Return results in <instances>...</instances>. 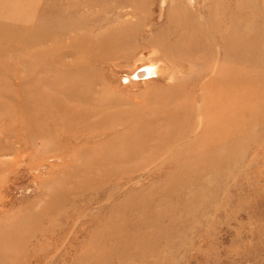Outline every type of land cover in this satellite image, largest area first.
I'll return each mask as SVG.
<instances>
[{
  "label": "rangeland",
  "instance_id": "1",
  "mask_svg": "<svg viewBox=\"0 0 264 264\" xmlns=\"http://www.w3.org/2000/svg\"><path fill=\"white\" fill-rule=\"evenodd\" d=\"M182 20L201 25L205 41L222 20L219 32L230 43L238 24L247 62L219 57L215 37L211 52L196 51L199 65L179 66L163 44L176 46L188 34L172 28ZM54 54L68 66L88 57L77 78L89 79L90 92L81 93L90 105L129 118L147 103L150 129L174 125L164 108L186 95L173 107L165 97L183 82L192 101L179 112L178 153L127 156L136 134L124 119L116 132L104 125L100 134L87 132L80 156L64 148L66 133L33 139L39 123L21 103L39 86L49 90L44 83L61 67L50 61ZM148 63L162 73L136 77ZM216 68L252 79L232 86L264 90V0H0V264H264V92L246 99L238 124L210 127L214 142L204 146L201 121H220L207 109ZM117 154L124 156L107 162Z\"/></svg>",
  "mask_w": 264,
  "mask_h": 264
},
{
  "label": "bare ground",
  "instance_id": "2",
  "mask_svg": "<svg viewBox=\"0 0 264 264\" xmlns=\"http://www.w3.org/2000/svg\"><path fill=\"white\" fill-rule=\"evenodd\" d=\"M224 14L228 12V9L225 11L223 10ZM223 18V17H222ZM222 20L218 21L217 26H209V29L205 35L206 41L202 36V27L201 25H194L191 26V23L182 20L179 22L173 21L172 28L176 29H184L187 28V33L181 37L179 44L176 46H170L168 44L164 45V52H169L173 56V61L181 67H184V61H188L190 67L201 63L199 59L195 58L196 51H200L201 47H204L205 50L212 49L211 47V38L218 37L217 39V53L219 57L221 54L224 55H233L232 60H236L239 63H246L248 58L246 55L245 49H239L238 43L242 46L246 47L248 44L246 36L243 34H238V24L236 31H233L231 35L232 42L230 43V39L228 37L225 38L222 33L219 32V25ZM222 25V24H221ZM247 27V25H244ZM236 27V26H235ZM244 29V28H243ZM232 32V31H231ZM244 33V32H243ZM231 34V33H230ZM229 34V35H230ZM189 37L192 38V43H186L185 38ZM244 37V38H243ZM242 38V39H241ZM152 48V47H151ZM153 51V50H152ZM201 52V51H200ZM211 52V50H210ZM140 53V52H139ZM145 53V52H143ZM237 55H236V54ZM142 54V53H141ZM145 55L151 56L155 55L153 52L146 53ZM58 54H54L50 61H58L61 65L59 69L53 70V79L50 82L44 83V86L49 87V90H44V87L39 86L38 90H36V94L33 97H30L32 100L26 98L22 100L23 103V110H26L25 114L28 118L31 117L33 121H37L39 124H35L36 128L39 132H37L33 139L37 138H45L46 135L54 134V139L57 137L55 131L57 133H66L70 137L64 138V148L73 147V155L80 156L82 153L85 152V147L89 141H91V137L87 135L88 133H93L91 135H97L102 133V125L107 127V132L114 131L116 132L115 126L121 123V120L124 119L125 130L126 129H133L134 133L136 134L135 137L131 140L130 144L128 145L129 151L126 154L129 157H139L142 156L146 161H149L153 158L159 157L162 153H164L167 147H172L176 153L177 148H174V143L178 140H182L185 135L184 131L181 130L184 116L182 117L179 112L184 109H190V103L192 98L190 93L184 90L183 82H179V84L172 89L171 92L167 93V97H165V103L167 106L170 104L174 98L177 96H183L184 92L186 95L185 100L183 103H178L176 105L171 106L173 108L167 107L164 108L165 110L163 113H166L167 116L169 115L171 120L172 127H168L163 131L157 129H150L147 128L151 122L150 119H146L143 114L145 109L147 108V103L142 108V111L139 114H135L129 118L124 117L121 115V112L118 110H107L100 104V106L90 105L87 102V97L81 93V89L83 88L82 92L89 93V89H85L86 83L89 82V79L86 77L83 81H80L77 77L78 72L81 69L85 68L88 64V57L81 59V61L68 66L59 61ZM141 56V55H140ZM147 56H142L143 58H150ZM108 56L102 54V61H105ZM138 61V60H137ZM136 62V61H135ZM53 62H47L42 65V68L45 70H51L53 66H51ZM157 65V64H156ZM218 66V65H217ZM62 70V72H60ZM166 70V69H163ZM69 72L72 74L67 75ZM162 73L161 69L158 66H155L152 63H148L144 68L140 69L134 75L136 77L139 76H148V75H158V73ZM145 76V77H146ZM169 76V75H168ZM214 78L211 79L209 86L211 87V93H209V98L207 102V109L209 111L208 116L214 113H217L219 116L220 121L218 123H210L206 121L203 122L202 125L205 127V131L203 132V142L204 146L211 145L213 141L212 138H208L207 134L209 133V128L212 126H221L224 127L226 124L229 123H239V119L241 116L239 115L242 112L246 111L247 108V101L246 99L255 98V100L262 99L264 90L261 88H256L251 90L250 88H241L238 84L231 85L232 80L235 82H240V85L251 83V78H245L242 73L239 74L235 79L232 74L225 75L224 72L217 71V68L214 73ZM135 77V76H134ZM143 78V77H142ZM248 79V80H247ZM45 82V81H44ZM48 85V86H47ZM61 87H60V86ZM221 86L223 89L224 97L219 96L218 88L215 90L214 87ZM232 86V90H231ZM29 90V89H28ZM24 91V90H22ZM25 92V91H24ZM31 93V92H30ZM24 96V95H23ZM21 98V97H20ZM24 99V98H23ZM183 100V99H182ZM111 101L108 102L110 104ZM188 106V107H187ZM250 107V106H249ZM153 112H156L155 109L151 108ZM160 112V111H158ZM95 116L92 120V117ZM30 119V121H31ZM188 119V117H187ZM153 121V120H152ZM236 121V122H235ZM176 122V123H174ZM32 123V122H31ZM29 125V124H28ZM146 129V130H143ZM177 129V130H176ZM94 131V132H93ZM196 131V130H195ZM97 132V133H96ZM50 133V134H49ZM224 134L226 132H223ZM158 139L157 142L152 143V139ZM81 142V144H78ZM193 143V145H192ZM62 144V142H61ZM191 147H194V141H191ZM55 149L53 146H48V149L45 150ZM44 150V149H42ZM24 153V152H23ZM174 153V154H176ZM28 155V154H27ZM123 154H117L109 161L108 163L112 164L113 162L120 160L123 158ZM59 158V157H57ZM188 158V157H186ZM193 161H198L200 158L194 156L190 157ZM102 161V159H101ZM96 162L99 163V156H96ZM48 164V163H47ZM110 172H116L111 170Z\"/></svg>",
  "mask_w": 264,
  "mask_h": 264
}]
</instances>
